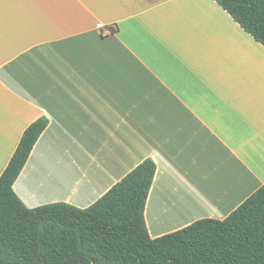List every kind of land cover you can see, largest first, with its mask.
I'll return each instance as SVG.
<instances>
[{
    "label": "crops",
    "instance_id": "crops-1",
    "mask_svg": "<svg viewBox=\"0 0 264 264\" xmlns=\"http://www.w3.org/2000/svg\"><path fill=\"white\" fill-rule=\"evenodd\" d=\"M33 209L94 204L145 159L151 239L264 187V48L212 0H0V175Z\"/></svg>",
    "mask_w": 264,
    "mask_h": 264
},
{
    "label": "trees",
    "instance_id": "trees-1",
    "mask_svg": "<svg viewBox=\"0 0 264 264\" xmlns=\"http://www.w3.org/2000/svg\"><path fill=\"white\" fill-rule=\"evenodd\" d=\"M264 48V0H212ZM48 121L23 131L0 175V264H264V187L223 220L151 239L144 208L156 166L145 159L94 204L26 208L12 190Z\"/></svg>",
    "mask_w": 264,
    "mask_h": 264
}]
</instances>
